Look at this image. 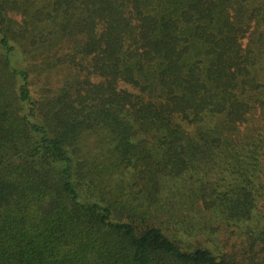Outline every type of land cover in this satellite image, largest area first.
Here are the masks:
<instances>
[{
    "label": "trees",
    "instance_id": "trees-1",
    "mask_svg": "<svg viewBox=\"0 0 264 264\" xmlns=\"http://www.w3.org/2000/svg\"><path fill=\"white\" fill-rule=\"evenodd\" d=\"M0 264H264V0H0Z\"/></svg>",
    "mask_w": 264,
    "mask_h": 264
},
{
    "label": "rangeland",
    "instance_id": "rangeland-1",
    "mask_svg": "<svg viewBox=\"0 0 264 264\" xmlns=\"http://www.w3.org/2000/svg\"><path fill=\"white\" fill-rule=\"evenodd\" d=\"M14 19L20 21V16L17 14L12 15ZM246 40H243V43H245ZM18 60V59H16ZM92 142L95 140V138L93 136L88 137ZM230 231H233V229H230ZM219 232V230H218ZM238 233L232 234V233H228L224 232V231H220L218 234V239L220 241V244L223 246V249L226 251H229L233 254H238V249H242V239L241 237H239L237 235ZM229 238H228V236ZM228 239V241H227ZM238 256V255H237Z\"/></svg>",
    "mask_w": 264,
    "mask_h": 264
}]
</instances>
